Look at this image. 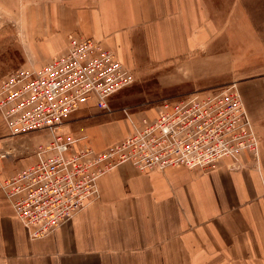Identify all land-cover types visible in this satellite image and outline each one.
Wrapping results in <instances>:
<instances>
[{"label":"crops","instance_id":"obj_1","mask_svg":"<svg viewBox=\"0 0 264 264\" xmlns=\"http://www.w3.org/2000/svg\"><path fill=\"white\" fill-rule=\"evenodd\" d=\"M258 14L264 0H44L37 57L29 64L62 55L73 36L99 41L132 70L224 77L241 95L259 151L206 171L118 165L98 179L94 201L52 234L31 239L2 184L35 161L36 143L28 152L13 147L18 139L0 113V264H264V22ZM89 106L62 131L83 137L81 144L95 152L130 136L143 118L153 121L157 111L87 117ZM38 133L19 137L49 140Z\"/></svg>","mask_w":264,"mask_h":264},{"label":"built area","instance_id":"obj_2","mask_svg":"<svg viewBox=\"0 0 264 264\" xmlns=\"http://www.w3.org/2000/svg\"><path fill=\"white\" fill-rule=\"evenodd\" d=\"M134 80L114 50L73 36L62 55L0 79V113L9 136H49L35 148V161L2 184L29 238L45 237L70 221L96 199L98 179L118 165L141 172L179 166L206 171L244 151L257 157L259 140L234 84L164 100L153 121L143 118L130 136L100 152L62 131L81 106L105 111L108 99Z\"/></svg>","mask_w":264,"mask_h":264},{"label":"rangeland","instance_id":"obj_3","mask_svg":"<svg viewBox=\"0 0 264 264\" xmlns=\"http://www.w3.org/2000/svg\"><path fill=\"white\" fill-rule=\"evenodd\" d=\"M43 2L44 0H0V79L18 68L34 66L28 61L37 57L35 43L42 29L44 17L40 15V8H43ZM255 18L261 23L264 22V14H258ZM132 71L134 82L109 99L108 110L101 111L94 106H89L84 109L87 117L102 112L113 114L116 112V116L119 114L124 117L122 109H125L126 115L155 111L164 100L183 99L190 94L218 91L231 85L230 80L220 76L198 80L184 79V77L179 79L173 77L172 71L168 73L158 67L139 68ZM179 73L188 75L185 70H180ZM180 81L181 84L176 86L175 82ZM77 113L73 115L74 118ZM255 132L259 140L256 129ZM16 138L18 141L13 140L15 143L12 146L23 152L29 151L30 144L36 143L35 147H37L44 140V138H36L30 142L27 136Z\"/></svg>","mask_w":264,"mask_h":264}]
</instances>
